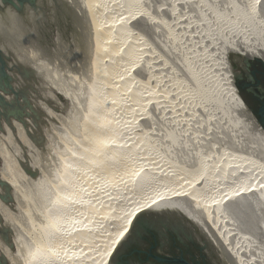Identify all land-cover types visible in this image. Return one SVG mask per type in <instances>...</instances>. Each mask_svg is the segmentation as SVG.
<instances>
[{
    "label": "bare ground",
    "instance_id": "bare-ground-1",
    "mask_svg": "<svg viewBox=\"0 0 264 264\" xmlns=\"http://www.w3.org/2000/svg\"><path fill=\"white\" fill-rule=\"evenodd\" d=\"M49 1L56 8L47 3V0H43L45 9L46 6H52L54 13H57L59 8V14L70 21L69 42L80 45V49L88 52L79 64L80 66L83 63L87 68V76L84 77V84L88 89L84 99L87 106L84 107L76 125L73 124L69 139H62V146L57 145L58 142L55 143V139L58 138L54 136L55 129L52 133L45 130L47 141L41 149H37L32 146V142L30 143L24 134L25 129L17 121L4 119L1 122L3 129L2 133L0 132V178L9 187V195L13 202L4 203L0 199L1 221L11 232L12 248L4 244L0 238V249L7 263L81 264L86 261L88 263L86 244L90 236L98 235L99 229L93 227L94 223L85 226L79 224L78 212L87 214L89 209L106 216L121 199L120 194H123L126 196L125 199L130 200V208L124 215H119L120 219L112 217V221L117 220L118 229L107 237L104 252L93 264H106L113 246L127 229L131 218L137 210L144 207L173 208L181 211L206 234L225 264H264V251L260 260L245 255L247 251L243 253L244 250L240 248L242 242L239 240L242 234L240 237L237 236L236 231L228 224L229 220L223 217V209L227 206L234 215L232 217L237 220L234 225L252 228L260 226L258 218L264 215V176L259 177V174H264V165L257 166L255 160H250L243 153H239L240 150L225 152L226 148L223 149V146L216 151L208 148L202 150L183 148L181 158L172 159L165 153L156 158L154 153L151 154L146 148V139L141 132L132 129L133 117L137 112H141L139 113L141 115L144 111L141 97L147 95L149 97L153 92V89L150 91L149 87L142 85L144 83L140 77L133 74L134 70H138L137 72H141L145 79L151 66L149 62L140 61L138 56L140 45L130 37L134 35L130 23L141 20L143 24L149 25L152 18L142 7L140 0ZM39 2L40 0H37L32 6H38ZM226 2L227 8L225 7L223 11L218 10L217 6L208 5V13L216 22L211 27L204 17V32L210 33L211 29L218 38L224 40L222 43L225 44V48L235 49L244 56L255 54L264 62V0H244L241 5L234 0ZM168 4L172 5L171 2ZM15 5H18L16 0ZM15 5L0 0L2 57L5 54L11 56L18 68L25 67L34 71L38 79L43 81L46 76V58L33 49L36 32L31 28L32 21L30 22L29 15L26 18L21 17ZM24 5L30 6L25 1L19 9L22 10ZM63 25L50 37L53 48L50 50L44 48L47 57L58 58L64 51L62 47H65L63 45L68 35L64 27L68 24ZM225 31L236 34V38L227 39ZM181 57V70L192 79L195 93L193 95L209 96L213 100L211 102L220 108L223 94L219 92L218 78L207 76L200 80L192 61L186 56ZM3 63L4 61H1V65ZM75 63L69 66L72 70L70 68L71 72L66 74L67 78L73 81L81 78L77 75L79 68ZM11 64L15 65L12 61ZM6 66L9 67L8 63ZM14 68L17 70L16 66ZM152 69L156 70L155 67ZM11 74L10 79L15 73ZM229 84L233 85L231 81ZM15 85L17 89L18 84ZM57 89L63 93L62 86ZM223 91L226 92V89ZM229 91L228 97L224 96L235 106L245 110L247 107L238 97L235 87L231 86ZM64 94L67 97V92ZM73 102L71 110L74 108L78 110L77 103L74 100ZM45 112L51 118L57 117L50 109H46ZM252 120L264 143L263 129L256 119ZM9 125L16 128V133H13ZM142 125L145 129L146 124ZM170 131L166 132V135L171 148L177 147L178 144L180 146L181 140H177ZM16 140H20L29 151L30 165H26L28 171L21 165L25 161L23 159L25 156ZM32 169L34 173H31ZM118 173L124 176L119 178ZM255 173L257 177L252 179L251 176ZM0 191L6 192L2 186ZM78 209L80 211H76ZM239 216L242 222L239 221ZM79 240H81L79 244L75 245ZM63 242L73 244L62 249L60 245ZM59 247L61 251L58 250Z\"/></svg>",
    "mask_w": 264,
    "mask_h": 264
},
{
    "label": "rangeland",
    "instance_id": "rangeland-1",
    "mask_svg": "<svg viewBox=\"0 0 264 264\" xmlns=\"http://www.w3.org/2000/svg\"><path fill=\"white\" fill-rule=\"evenodd\" d=\"M48 1L49 0H47V3H50V1ZM205 1L209 4H205L207 3ZM234 1H237L238 4L240 3L239 5H241V2H244V0ZM140 2L144 10L150 13L152 18L149 25L143 24L144 22H141V20L130 23L131 28L134 30V35L130 37H132V41L140 45H137L140 47L138 50L140 61L143 60L144 63L149 62L151 66L148 68L149 70L145 79L142 77L143 75L141 76V72H137L138 70H134L133 74L134 76L137 75L140 77L139 79L141 81L143 80L142 83H144L141 84L149 87L150 91L153 89L152 91L154 93L152 92L151 96L149 95L150 98L148 95L146 97H141L144 111L141 115H139L141 112L135 114L132 119L134 121L132 129L141 132V135L146 139V148L151 154L154 153L156 158H160L161 153H165L169 158L174 159L176 157L177 159L181 158V154L185 148V150H202L203 148H208L209 150L216 151V149L223 146V149L226 148L224 150L225 152L229 150H240L239 153H243L250 160H255L256 165L263 166L264 143L252 120V118L255 120L256 117L253 114L251 115L247 108L244 110L243 108L235 106L230 99L226 98L228 97L227 94L230 93L229 90H231V86H235L234 84H229L230 81L231 83L233 82L230 80L231 74L227 59L223 53L225 52V44L222 43L224 40L222 41L220 37L218 38L211 29L210 31L213 34L210 31V33L204 32V17L206 21L208 20L207 23H209L208 25H211V27L213 23L216 22L214 21L215 19L210 16V13H208V5L211 7L217 6L218 10L223 11V9L227 8L226 0H140ZM170 2L172 5L168 4ZM50 4H52V2ZM27 6L28 5H24L22 10L17 9L19 11L18 14L24 18L29 15L28 18L30 22L32 21L30 23L32 26L31 28L36 32V43L35 46L33 45V49L38 54L42 55L43 58H46V76L43 81H41L38 79L35 72L26 73L24 69L18 68L19 66L15 64L11 56H1L4 63L1 65L0 61V67L4 66L5 75H0V82L6 83L7 90L0 87V93L3 95V100L0 101V122H3V117L6 113L8 121L13 119L25 129L24 134L27 136L30 143L32 142V146L41 149L43 147L42 145L47 141V132L52 133L54 129L56 132L54 136L55 138L58 137L55 139V143L57 144L58 142L57 145H60L63 140L69 139V132H71L74 126L73 124L75 123L76 125V121L78 122L82 116L83 109H85L84 107L87 106V102L84 101L88 91L84 84V77L87 76V68L83 63L80 66L79 64L83 61L82 58L87 56L88 52L80 49V45H74L72 42H69L70 37L68 36H70V31H68V26L70 21L64 16L65 20L63 16L59 14V8L57 13H54L55 11L52 6H46L45 9L43 0H40L38 6ZM219 7L221 9H219ZM49 11L52 12L49 13ZM57 17L59 19H56ZM24 18L22 19L26 21ZM52 21L54 22L52 23ZM61 25H67L64 27V31L66 34L68 33L65 37V45H63L65 47H62V51H64L58 58L52 56L47 57L45 54L46 49L44 48H49V50L53 48L50 37ZM225 32L227 34L225 36L227 39H230V37L236 38V34H232L230 31ZM82 38L84 41L85 32H83ZM82 44L83 43H81V46ZM181 56H186L192 61V65L196 68V72L198 71L197 75H200L198 77L200 80H203L204 77L207 76L211 78L214 76L215 79L218 78L217 84L221 90H219V92L221 95L223 94L220 108L211 102L213 100H211L209 96L203 97L200 95H193L195 93L193 82L191 81L192 79L181 70ZM246 57H251V55H247ZM79 59L82 60L79 61ZM11 61L15 65H12ZM6 63H8L9 67L6 66ZM73 63L78 64L79 69H77V75L81 77V80L76 79V82L73 81V79H68L66 75L68 72H71L69 71L71 68L69 66L73 65ZM14 66L17 67V70ZM153 66L156 70L152 69L154 68ZM149 71L152 73H149ZM12 72L15 73V75L10 79L9 76ZM53 74H55V76ZM169 78L171 80H169ZM16 83L18 84L17 89L15 88ZM9 85L11 88L16 89L15 95ZM61 86L64 88L62 94L58 92L57 89ZM228 86L229 90H227ZM224 88L226 92L223 91L225 90ZM65 92H67V97L64 94ZM224 95L227 96L225 97ZM6 97L10 98L8 99ZM73 100L77 103L76 105L79 107L78 110L77 108L71 110V104L74 103ZM218 108L220 111H218ZM46 109L53 111L57 117H49L45 112ZM142 122L146 124L145 129L143 128ZM9 127L13 133H16V128H14V126L12 127L9 125ZM142 128L144 129L143 131H141ZM45 130H47L46 134ZM168 131L173 132L177 140H181L182 144L180 142V146L179 144H175L177 147L171 148V144L168 143L166 135ZM0 132L2 133L1 129ZM205 153L208 155V152L205 151ZM26 155L28 158L29 151ZM252 162L254 163V161ZM121 174L122 173L119 174V178L124 176L123 174L121 176ZM259 175V177H261V175L264 176L262 173ZM251 177L252 179L256 178L257 173H255V175L253 174ZM100 178L101 177H98V179ZM120 195L123 196H121V199L119 198ZM120 195L118 197L120 199L117 202L118 204L116 203L111 208V215L108 214L109 216L102 215L100 212L96 213L97 211L92 212L89 209L87 210V214L78 212L79 224L84 226L89 223L92 225L95 224L93 227L98 228L100 233H98L97 236L94 235L89 237V241L86 244L89 262L87 263L86 261L81 264H93L98 256L104 252L103 248L106 247V242H108L106 241L108 240L107 237H110L113 232L117 231V220L112 221V217H114L113 219H120V216L128 211L130 208L129 204H131L128 198L125 199L126 196L123 194ZM76 211H80V209ZM232 214L230 207L226 206L223 209V217L224 219L226 218L225 220H229L228 224L232 227L233 231H236L235 234L239 237L242 234L239 240L241 239L240 242H242L240 248L244 250L243 253L247 251L245 255H250L260 260V256L264 251V242H262L264 241V234H262L263 237L261 235V233H264V215L258 218V224L260 226H257V228L256 226H253L254 228H252V226H239V228L238 225H234V222L237 220L232 217L234 216ZM240 220L241 218L239 216V221ZM110 221H112L111 223L113 224H111ZM113 225L115 227H112ZM257 229L260 230L257 231ZM257 232L258 234L261 232L259 234L261 238L258 237L259 235L256 234ZM9 239L11 242V232ZM80 241L81 240L77 241V243L73 242L77 245ZM72 244L68 245L63 242L60 246L64 249L66 246L69 247ZM61 247H59L60 249L58 248V250L61 251ZM94 251H96L97 255H93L96 254ZM249 252L251 253L249 254Z\"/></svg>",
    "mask_w": 264,
    "mask_h": 264
},
{
    "label": "water",
    "instance_id": "water-1",
    "mask_svg": "<svg viewBox=\"0 0 264 264\" xmlns=\"http://www.w3.org/2000/svg\"><path fill=\"white\" fill-rule=\"evenodd\" d=\"M16 1L18 2V5H15V0H4L5 3H8L10 5H15L16 9H19V6L23 4V2L25 1L29 5H33V3L36 2V0H16ZM224 49L225 52L223 53L227 59L228 68L231 74L232 82L235 86L236 93L243 101L239 93V88L236 80L237 70H240L243 67L244 68L250 67L260 70L261 72L264 73V62L255 54H251V57H246L240 54L235 49H231V48H224ZM1 56L2 54L0 51V61H3ZM5 56L8 57L7 54H5ZM22 68L26 73L34 72L25 67ZM0 73L2 76L5 75V71L3 68L0 69ZM11 90L15 95L16 91L13 88H11ZM244 104L248 108L249 112L256 117L257 123L260 124V127L264 131L263 118L257 117V115H255L251 111V109L247 106L245 102ZM3 119L7 120L6 113L4 114ZM0 129L1 130L3 129L1 128V122H0ZM16 142L18 146L21 148L23 155L25 156L23 158L25 161L23 160L24 162H22L21 165H23L25 171H28L29 169L26 168V165L27 166L30 165V162L26 155L28 151L26 150L25 146L20 140H16ZM31 173H34L33 169ZM0 186H2L6 190L9 199L8 201H11V197L9 195L10 193L9 187L4 181L1 180V178H0ZM0 198L1 199L3 198L1 194H0ZM2 201L6 203L7 200L2 199ZM137 217H143L145 219V221L151 226L152 233L147 235V238L141 243L137 251L135 250L130 254V256L128 257V264H157L158 262H154L152 259H150V261L152 262H145L146 256H145V252H143L148 248V246H150L153 243L157 244L158 251L163 254L175 253L176 248L174 247V245L178 247H182L183 245L188 249V251L194 249V252L191 253L195 254L193 257L196 260L195 262L196 264H225L218 255L216 249L214 248L213 244L206 236V234L181 211L175 210L173 208H150V207L140 208L131 218L127 228H130L132 224L135 223ZM121 236L117 241L121 239ZM9 245L10 248H12V244L9 243ZM115 247H116V243L113 246L110 254L112 253ZM156 259H158V261H164V262L168 261L163 258H156ZM172 261L184 263L182 259L179 260L174 259ZM106 264H111V255H109Z\"/></svg>",
    "mask_w": 264,
    "mask_h": 264
},
{
    "label": "flooded vegetation",
    "instance_id": "flooded-vegetation-1",
    "mask_svg": "<svg viewBox=\"0 0 264 264\" xmlns=\"http://www.w3.org/2000/svg\"><path fill=\"white\" fill-rule=\"evenodd\" d=\"M236 77H237L236 80L239 88V93L245 100V103L251 109V111L255 115H257V117H261L264 120V73L255 68L243 67L240 70H237ZM0 194L1 196H3L2 199L7 200L6 203H11V201H8L9 200L8 195L5 191L4 192L0 191ZM0 238L3 240L4 244L6 243L7 245H9L10 232L8 228L3 225V222L1 221V217H0ZM153 244L148 246V248L145 251H143L145 252V256H146L145 262H152L150 261V259H152L154 262H158L157 264H196L195 263L196 260L193 257L195 254L191 253L194 252V249L188 251V249L183 245H182L183 249L182 247H178L174 245V247L176 248L175 253L163 254L158 251L157 244L154 245ZM156 258H163L168 261L167 262L158 261V259ZM174 259L176 260L182 259L184 263L172 261ZM0 264H8L1 249H0Z\"/></svg>",
    "mask_w": 264,
    "mask_h": 264
},
{
    "label": "snow or ice",
    "instance_id": "snow-or-ice-1",
    "mask_svg": "<svg viewBox=\"0 0 264 264\" xmlns=\"http://www.w3.org/2000/svg\"><path fill=\"white\" fill-rule=\"evenodd\" d=\"M0 87L7 90L6 83L0 82ZM3 100L0 95V101ZM152 233L151 226L143 217H137L135 223L130 228L125 229L121 239L116 242V247L111 255V264H128L130 254L138 249L141 243Z\"/></svg>",
    "mask_w": 264,
    "mask_h": 264
},
{
    "label": "trees",
    "instance_id": "trees-1",
    "mask_svg": "<svg viewBox=\"0 0 264 264\" xmlns=\"http://www.w3.org/2000/svg\"><path fill=\"white\" fill-rule=\"evenodd\" d=\"M241 95V94H240ZM242 97V96H241ZM242 99H243V97H242ZM243 101L245 102V100L243 99Z\"/></svg>",
    "mask_w": 264,
    "mask_h": 264
}]
</instances>
